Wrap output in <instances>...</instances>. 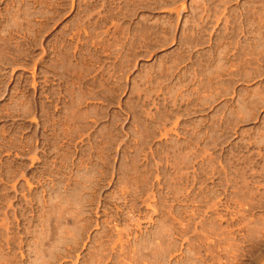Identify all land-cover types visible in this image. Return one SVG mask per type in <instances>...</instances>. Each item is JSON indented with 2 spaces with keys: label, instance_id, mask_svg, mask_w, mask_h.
I'll return each mask as SVG.
<instances>
[{
  "label": "rangeland",
  "instance_id": "1",
  "mask_svg": "<svg viewBox=\"0 0 264 264\" xmlns=\"http://www.w3.org/2000/svg\"><path fill=\"white\" fill-rule=\"evenodd\" d=\"M0 264H264V0H0Z\"/></svg>",
  "mask_w": 264,
  "mask_h": 264
}]
</instances>
